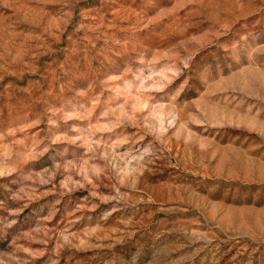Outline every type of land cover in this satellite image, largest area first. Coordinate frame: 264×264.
Returning <instances> with one entry per match:
<instances>
[{
    "label": "rangeland",
    "instance_id": "obj_1",
    "mask_svg": "<svg viewBox=\"0 0 264 264\" xmlns=\"http://www.w3.org/2000/svg\"><path fill=\"white\" fill-rule=\"evenodd\" d=\"M0 264H264V0H0Z\"/></svg>",
    "mask_w": 264,
    "mask_h": 264
}]
</instances>
